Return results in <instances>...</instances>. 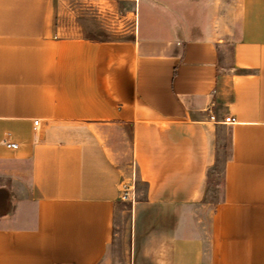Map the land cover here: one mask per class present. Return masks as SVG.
<instances>
[{
    "label": "crops",
    "instance_id": "0c3cea01",
    "mask_svg": "<svg viewBox=\"0 0 264 264\" xmlns=\"http://www.w3.org/2000/svg\"><path fill=\"white\" fill-rule=\"evenodd\" d=\"M118 1L132 25L93 40L61 0H0V175L30 168L0 264H101L126 182L134 264H264V0Z\"/></svg>",
    "mask_w": 264,
    "mask_h": 264
},
{
    "label": "rangeland",
    "instance_id": "374dc122",
    "mask_svg": "<svg viewBox=\"0 0 264 264\" xmlns=\"http://www.w3.org/2000/svg\"><path fill=\"white\" fill-rule=\"evenodd\" d=\"M63 6L73 10L79 26L83 29L86 37L93 40H111L120 38L124 30L132 25L133 15L129 14L125 18L126 10H131V5H124L118 0H107L103 2L107 24L99 18V13L95 2L89 0H61ZM230 145L228 143L221 146L219 163L216 170L210 173L209 190L206 200L210 202H220L224 193V164L230 155ZM20 171L16 180L12 176H1L0 185L7 184L8 190L15 195V202H19L29 195V164L24 163L17 167ZM130 177V176H129ZM132 177V175H131ZM125 185H131L132 182ZM126 187V186H125ZM125 187L119 189L120 197L117 202V216L114 229L113 244L107 257L101 264H134L133 253V203L123 201L121 194ZM137 201L143 200L146 195V186L136 182ZM207 222V221H205Z\"/></svg>",
    "mask_w": 264,
    "mask_h": 264
},
{
    "label": "built area",
    "instance_id": "2783aa9c",
    "mask_svg": "<svg viewBox=\"0 0 264 264\" xmlns=\"http://www.w3.org/2000/svg\"><path fill=\"white\" fill-rule=\"evenodd\" d=\"M225 122L228 124H233L235 123V120L232 119L231 117H227L225 118ZM39 126V121H35L34 122V127L35 129H37V127ZM3 145L9 149H17L18 145L16 143H13L9 140H4L3 141ZM121 199L123 201H130L132 203L135 202L136 200V191H135V186L134 184L128 185L125 187L123 193L121 194Z\"/></svg>",
    "mask_w": 264,
    "mask_h": 264
}]
</instances>
